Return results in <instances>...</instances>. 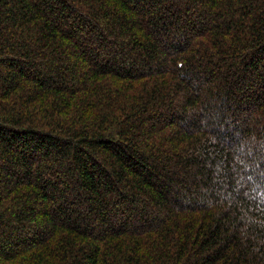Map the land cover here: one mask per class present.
<instances>
[{
    "label": "trees",
    "instance_id": "16d2710c",
    "mask_svg": "<svg viewBox=\"0 0 264 264\" xmlns=\"http://www.w3.org/2000/svg\"><path fill=\"white\" fill-rule=\"evenodd\" d=\"M0 264H264V0H0Z\"/></svg>",
    "mask_w": 264,
    "mask_h": 264
}]
</instances>
